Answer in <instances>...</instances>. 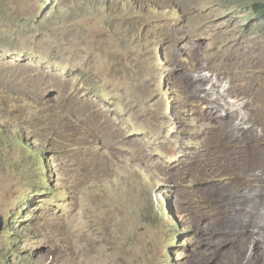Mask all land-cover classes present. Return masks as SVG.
Masks as SVG:
<instances>
[{
    "label": "rangeland",
    "instance_id": "obj_1",
    "mask_svg": "<svg viewBox=\"0 0 264 264\" xmlns=\"http://www.w3.org/2000/svg\"><path fill=\"white\" fill-rule=\"evenodd\" d=\"M54 1L0 0V264H264L253 0Z\"/></svg>",
    "mask_w": 264,
    "mask_h": 264
},
{
    "label": "clouds",
    "instance_id": "obj_2",
    "mask_svg": "<svg viewBox=\"0 0 264 264\" xmlns=\"http://www.w3.org/2000/svg\"><path fill=\"white\" fill-rule=\"evenodd\" d=\"M49 1V4H47V3H43V2H41V9L42 8H45V10L44 11H46V10H48V7L51 5V3H55V1L54 0H48ZM255 0H253L252 1V3L254 2ZM259 1H263L264 2V0H259ZM252 3H251V5H250V15H249V13L247 14V16L244 18V26H245V29H246V33L248 32V34H250L251 32V30L253 29V30H257L256 29V25H257V23H258V19H255L254 18V11H253V9H252ZM56 4V3H55ZM57 6H58V4H57ZM56 6V7H57ZM54 10V9H53ZM253 26V27H252ZM258 31V30H257ZM259 32V31H258ZM170 101H171V99H170ZM171 105L170 106H168V108H167V110L170 112L171 111ZM4 127H2V126H0V131H1V129H3ZM5 130H6V132L9 134V135H11V136H14V141L15 140H17L19 143H21L22 144V146L24 147V148H27V149H29V150H31V152L33 153V156H35V158H36V160L37 161H39V162H42L43 164H47L46 162H45V156H43V154L41 153V152H37V151H35L34 149H33V147H31L30 146V144L29 143H27V142H25V141H23V139H24V136H23V134H22V132H12L11 133V130L9 131V128H6L5 127ZM23 130H25V128H23ZM24 135L25 136H27L28 138H30L31 136L29 135V134H27V133H24ZM242 135H243V137H244V139L245 140H257L258 138V136H256L254 133H252V132H250L249 134H247L246 132H244V133H242ZM33 149V150H32ZM41 169L43 170V171H45V170H47V168H45L44 169V167L42 166L41 167ZM47 184H48V182H46ZM47 184H45L46 185V187L48 186ZM1 218V217H0ZM174 225V224H173ZM1 227H2V221H1ZM174 227V226H173ZM177 227V226H176ZM0 231H1V228H0ZM10 264V263H9Z\"/></svg>",
    "mask_w": 264,
    "mask_h": 264
},
{
    "label": "trees",
    "instance_id": "obj_3",
    "mask_svg": "<svg viewBox=\"0 0 264 264\" xmlns=\"http://www.w3.org/2000/svg\"><path fill=\"white\" fill-rule=\"evenodd\" d=\"M55 8H56V4L55 3H51V5L48 7V10L49 9L53 10ZM252 9L255 12L254 13V18L259 20L257 25H256V29L258 31H264V2L263 1H259V0H255L252 3ZM42 22H43L42 16L38 15L34 19V23H36V24H41ZM164 206H165V211H163V213L165 214L166 211H167V207H166V205H164Z\"/></svg>",
    "mask_w": 264,
    "mask_h": 264
},
{
    "label": "water",
    "instance_id": "obj_4",
    "mask_svg": "<svg viewBox=\"0 0 264 264\" xmlns=\"http://www.w3.org/2000/svg\"><path fill=\"white\" fill-rule=\"evenodd\" d=\"M0 228H1V218H0Z\"/></svg>",
    "mask_w": 264,
    "mask_h": 264
}]
</instances>
